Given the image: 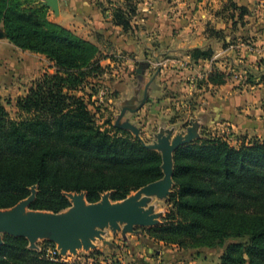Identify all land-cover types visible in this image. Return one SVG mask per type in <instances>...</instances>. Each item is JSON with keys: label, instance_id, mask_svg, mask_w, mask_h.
<instances>
[{"label": "trees", "instance_id": "1", "mask_svg": "<svg viewBox=\"0 0 264 264\" xmlns=\"http://www.w3.org/2000/svg\"><path fill=\"white\" fill-rule=\"evenodd\" d=\"M21 2L0 0V27L14 46L43 54L53 71L17 97L18 116L24 117L11 118L0 98V207L25 199L34 188L28 207L58 212L69 205L65 192H85L94 203L106 191L123 199L160 179V153L125 131L99 125L77 91L88 73L105 71L97 45L48 20L41 3ZM135 13L129 1L113 6L112 21L127 31ZM191 52L194 58L210 55ZM210 80L224 82L221 73ZM172 180L168 211L146 230L150 239L178 249L221 248L218 264H264V138L235 146L204 129L174 150ZM27 244L24 237L4 236L0 264H99L88 258L101 255L96 250L83 261L53 260L45 247Z\"/></svg>", "mask_w": 264, "mask_h": 264}, {"label": "crops", "instance_id": "2", "mask_svg": "<svg viewBox=\"0 0 264 264\" xmlns=\"http://www.w3.org/2000/svg\"><path fill=\"white\" fill-rule=\"evenodd\" d=\"M128 1L136 13L126 31L113 23L112 7ZM58 6L57 15L45 6L48 20L97 45L103 67L123 64L137 73L118 86L122 92L116 106L109 116L101 114L108 117L105 121L129 129L161 156L168 151L171 159L176 146L200 138L204 129L220 136L225 131L262 135L264 75L258 84L238 90L226 74L230 61L241 70L264 68V0H58ZM0 32V65L20 59L26 66L30 55L48 62L43 54L14 46ZM193 49L210 55L194 58ZM183 63L187 67H180ZM214 73H221L224 82H212ZM148 128L152 138L146 140ZM197 249L196 264L207 259L218 264L222 249L216 257L207 254L214 248ZM178 250L184 249H167L171 258L163 260L185 263L175 254ZM140 257L141 264L158 262L145 252Z\"/></svg>", "mask_w": 264, "mask_h": 264}, {"label": "rangeland", "instance_id": "3", "mask_svg": "<svg viewBox=\"0 0 264 264\" xmlns=\"http://www.w3.org/2000/svg\"><path fill=\"white\" fill-rule=\"evenodd\" d=\"M24 4H37L40 1H29V0H21ZM29 1V2H28ZM21 2V3H22ZM2 29V27H0ZM98 47V46H97ZM100 50V49H99ZM101 53V52H100ZM31 57L27 58L25 62H23L26 66H22L20 63V59L16 64L9 65H0V98L1 102L7 110L9 116L11 118L24 117L25 114L19 115V112L16 109V99L18 96L25 94L28 86L33 80H36L42 75L44 72H52V66L46 60L41 59L38 55H30ZM102 56V54H101ZM219 58V57H218ZM216 58V59H218ZM188 64H180V67L185 68ZM102 66V65H101ZM138 66V65H137ZM136 66V67H137ZM146 69V66H143ZM228 75L226 74L228 82H230L235 89L244 90L250 85H255L261 82L264 75V68L262 71L255 70L252 67L238 68L237 65H234L230 61ZM105 71L103 73H88L87 84L82 83L77 88V91L80 95H82L85 100H88L89 107L95 112V118L99 125L114 129L125 131L129 133L131 136L137 138L144 146H149L147 143L142 141L137 135L131 133V131L127 128L121 127L116 124H112L110 122L106 123L105 118H102L101 114L107 115L108 112H112L114 106H116L118 101V94H121L122 91H119L118 86L120 84H128L127 80L130 75L135 74V71L129 68L126 65H105ZM244 69V70H243ZM11 71V73L9 72ZM261 72V73H260ZM127 77V78H125ZM135 77V76H134ZM251 80L253 83H250ZM143 84V83H142ZM26 89V90H25ZM118 89V90H117ZM91 95V96H90ZM264 103V101H262ZM262 103L263 108V122H264V104ZM109 116V115H107ZM141 124V123H140ZM143 127V125L141 126ZM112 128V129H113ZM146 136H144L146 140L151 139L152 128H148L146 131ZM216 134V133H215ZM224 138L229 141L232 145H239L243 139L250 140L255 135L253 134H240V133H230L228 131L221 132ZM259 138H264V131H262V135L258 136ZM151 149V148H150ZM153 149V148H152ZM174 153V152H173ZM163 177V176H162ZM162 177L160 179H162ZM159 180V179H158ZM159 188L152 189L150 193L145 194V196L137 197L136 200L139 205L142 207V214L148 219L146 224L133 223L129 224L126 222H109L104 223L103 225L91 227L97 228L95 230L98 231V235L92 236L91 244L95 247L91 246L85 248L82 246L81 238H79V247L70 249H63L59 244L53 242L50 239V233L44 234L41 238L36 239L34 242H30L26 237L28 242V247L34 250H40L45 247H55L57 250L58 258L67 259L70 261L73 260H84V256L89 254L92 251L99 250L101 255L95 256L92 255L91 258H88V262H97L99 264H105L112 261H118L122 264H141L137 262V260H142L140 257L143 252L146 253L147 256L153 257L158 262H153L152 264H173L168 263L163 258H171L168 256L167 249L172 248L171 246H164L162 243H157L150 239L147 235V229L153 226H156L161 222L162 218L165 216L168 211L169 204L168 198L173 189V184L169 187L167 186V182L159 183ZM141 189V188H140ZM136 191H132L128 194L126 198L123 199H112L111 195L113 191L109 190L104 192L100 199L94 203H101L103 199H107L110 204H116L119 206H126V199L129 197H133L136 195ZM35 193V191H34ZM64 195L68 198L69 205L58 212L65 214L72 207L74 203V199L76 196H80L83 202L87 205L90 204L85 198V192L76 193V192H65ZM19 202V201H18ZM17 202V203H18ZM16 203V204H17ZM14 204V205H16ZM14 205L9 207H0V211H6L11 209ZM53 212L45 209H31L27 208L26 212ZM54 213V212H53ZM150 221V222H149ZM156 221V223H155ZM103 227V228H102ZM10 235L8 233H0V239L3 243L4 236ZM12 236V235H10ZM22 237V236H16ZM48 242H52L53 246L48 244ZM231 242V241H230ZM104 244H107L106 246ZM98 247V248H97ZM197 248H190L184 250H178L175 252L177 256L180 255L185 263L183 264H196L197 262ZM205 249H203L204 251ZM210 253H207L210 257H216L221 251V248H214ZM159 256V257H158ZM175 256H173L174 258ZM57 258V259H58ZM162 258V259H160ZM167 258V259H168ZM160 260V261H159ZM170 260V259H168ZM199 261H203L199 259ZM198 263V262H197ZM202 264V263H201ZM205 264H212V259H207Z\"/></svg>", "mask_w": 264, "mask_h": 264}, {"label": "water", "instance_id": "4", "mask_svg": "<svg viewBox=\"0 0 264 264\" xmlns=\"http://www.w3.org/2000/svg\"><path fill=\"white\" fill-rule=\"evenodd\" d=\"M41 3L55 15L58 14V0H42ZM0 35H3V33L0 32ZM146 147L152 149L150 146ZM161 159L162 179L141 187L135 196L126 199V206L110 204L106 198L101 203L86 205L80 196H76L73 207L66 214L41 211L26 212L34 199L35 189L32 188L28 197L20 200L11 209L0 211V233L26 237L30 242H34L44 234L50 233V239L63 249L74 248L75 250V248H78L80 245L79 238H81L83 247L89 248L91 246L94 248L95 246L91 244V240L92 236L96 237L98 235V231L95 230L97 228L91 227L117 221L129 224H146L148 222V219L142 214V207L137 203L136 198L140 197L142 193L148 194L152 189L159 188V183L167 182L166 185L169 187L174 184L172 180L173 159L170 158L168 151L162 154Z\"/></svg>", "mask_w": 264, "mask_h": 264}, {"label": "built area", "instance_id": "5", "mask_svg": "<svg viewBox=\"0 0 264 264\" xmlns=\"http://www.w3.org/2000/svg\"><path fill=\"white\" fill-rule=\"evenodd\" d=\"M220 56L219 53H216L214 55L215 58H218ZM45 256L50 258V259H53V260H56L58 257V254H57V250L55 247H47L45 248Z\"/></svg>", "mask_w": 264, "mask_h": 264}, {"label": "bare ground", "instance_id": "6", "mask_svg": "<svg viewBox=\"0 0 264 264\" xmlns=\"http://www.w3.org/2000/svg\"><path fill=\"white\" fill-rule=\"evenodd\" d=\"M66 214V213H65Z\"/></svg>", "mask_w": 264, "mask_h": 264}]
</instances>
